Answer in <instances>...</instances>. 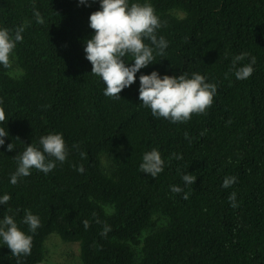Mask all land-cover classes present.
<instances>
[{"label":"trees","instance_id":"trees-1","mask_svg":"<svg viewBox=\"0 0 264 264\" xmlns=\"http://www.w3.org/2000/svg\"><path fill=\"white\" fill-rule=\"evenodd\" d=\"M127 2L154 8L156 36L168 46L161 56L145 39L153 63L112 98L84 50L100 0H0V28L14 38L25 26L11 54L20 73L0 64V128L8 132L0 146V197H11L0 204V222L10 215L32 236L31 254L19 258L0 237V264H45L52 233L79 244L82 264H264V0ZM243 53L237 67L256 62L239 80L230 69ZM124 60L134 64L131 54ZM153 71L161 78L201 74L217 86L211 107L186 122L154 117L139 99V77ZM48 134L63 136L67 159L48 174L33 168L13 185L16 156L31 144L42 151ZM152 149L164 160L156 178L140 171ZM186 174L196 182L187 184ZM225 177L237 180L224 188ZM29 210L40 220L35 233L23 223ZM106 226L111 230L102 235Z\"/></svg>","mask_w":264,"mask_h":264},{"label":"clouds","instance_id":"clouds-1","mask_svg":"<svg viewBox=\"0 0 264 264\" xmlns=\"http://www.w3.org/2000/svg\"><path fill=\"white\" fill-rule=\"evenodd\" d=\"M79 2L87 4L88 0H79ZM34 15L37 23H44L39 11H35ZM160 26L159 18L150 4L133 3L129 6L127 0H100V10L90 15V27L94 30V36L86 41L84 50L86 59L92 64L91 74L102 78L106 85L105 96L120 98V93L135 83L136 73L153 63L154 50L144 43L145 39L155 45L159 55H164L168 44L163 37L158 39L156 36V30ZM24 30L25 26H19L13 38L7 28H0V64L5 68L11 66L10 56L16 43L23 40ZM128 54H131L134 61L130 66L124 60ZM247 56L248 53H243L235 56L232 61L230 72L234 71L239 80L249 78L254 71L255 57L251 58V63L237 67L238 62L243 61ZM139 80V99L142 104L151 109L154 117H162L173 123L186 122L193 114L205 113L211 107L217 91V86L205 82V77L199 73H192L191 78L186 73L178 77L164 75L161 78L158 72L153 71L150 75H141ZM5 118V111L0 107V122ZM7 135L8 132L0 128V146L5 144L4 137ZM185 138H188L187 133ZM40 144L42 151L31 144L16 156L18 167L11 176L13 185L18 183V178L29 176L33 168L48 174L55 168V161L64 162L67 159V149L61 134L43 136ZM8 151H14L13 143L8 144ZM45 154L47 157H53L54 160H48ZM81 155L85 154L81 153ZM173 156L176 159L182 158L175 154ZM163 164L164 160L160 152L152 149L143 155L140 171L156 178L163 171ZM78 170L83 173V166L81 165ZM182 179L187 184L196 182V177L191 174L183 175ZM236 180V177H225L222 186L229 188ZM171 191L180 193L183 189L172 186ZM183 198L188 199L189 194L185 193ZM10 199L11 197L5 194L0 197V204H7ZM235 199L236 193H232L229 201L232 202L233 207L237 206ZM23 223L28 225L33 233L40 227L38 216L33 215L30 210L26 212ZM83 224L85 229L90 226L88 220H84ZM110 230V227L106 226L101 234L107 235ZM0 237L11 249L12 256L19 258L31 254L32 236L23 232L12 216L6 215L0 222Z\"/></svg>","mask_w":264,"mask_h":264},{"label":"rangeland","instance_id":"rangeland-1","mask_svg":"<svg viewBox=\"0 0 264 264\" xmlns=\"http://www.w3.org/2000/svg\"><path fill=\"white\" fill-rule=\"evenodd\" d=\"M10 64L13 72L19 74L20 68L13 56H10ZM102 161L106 167H109L111 160L108 156H104ZM44 253L45 264H82L79 244L65 243L56 233L47 237Z\"/></svg>","mask_w":264,"mask_h":264}]
</instances>
